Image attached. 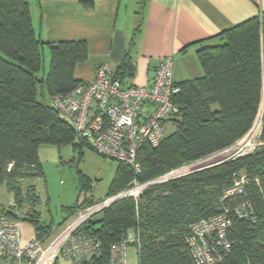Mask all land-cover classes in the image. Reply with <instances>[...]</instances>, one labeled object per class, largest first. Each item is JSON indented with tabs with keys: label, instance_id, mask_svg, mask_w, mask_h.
I'll return each mask as SVG.
<instances>
[{
	"label": "trees",
	"instance_id": "16d2710c",
	"mask_svg": "<svg viewBox=\"0 0 264 264\" xmlns=\"http://www.w3.org/2000/svg\"><path fill=\"white\" fill-rule=\"evenodd\" d=\"M218 36L217 43L199 51L204 75L175 81L181 88L174 96L180 110L168 120L175 131L165 134L157 146L149 142L142 146L140 173L120 162L103 200L129 188L136 176L149 181L173 166L229 147L250 131L261 111L264 139V12ZM47 48L49 70L40 74ZM86 57L83 40L38 38L28 0H0V186L14 191L19 208L25 201L30 204L22 216L15 205L2 213L30 221L38 237L52 230V224L41 219L37 209L41 196L31 183V178L43 174L40 145L92 148L53 99L85 81L77 80L74 70ZM114 72L124 85L133 84L130 54ZM79 177L82 188L91 187L88 178ZM26 180L30 183L24 186ZM239 181L242 192L225 197ZM244 200L253 205L251 218L233 212ZM98 202L91 199L70 206L65 220ZM226 209L232 220L227 230L232 248L217 264H264V143L252 153L150 186L138 201L132 196L120 198L88 218L83 231L101 243L99 264L108 262L111 244L133 228L141 231V264H195L185 239L190 224Z\"/></svg>",
	"mask_w": 264,
	"mask_h": 264
},
{
	"label": "built area",
	"instance_id": "2783aa9c",
	"mask_svg": "<svg viewBox=\"0 0 264 264\" xmlns=\"http://www.w3.org/2000/svg\"><path fill=\"white\" fill-rule=\"evenodd\" d=\"M180 90L173 77V56L169 55L155 67L150 86L124 85L108 65H100L94 78L80 82L69 92L54 94L53 99L63 114L72 120L77 135L87 140L97 153L130 165L138 174L142 170L138 161L139 151L146 142L153 146L161 143L167 121L180 110L174 100ZM255 123L245 136L215 154L185 162L149 181H141L136 176L129 188L80 211L79 216L68 220L54 237L25 240L20 219L0 213V264H56L61 257L70 264H99L103 255L101 243L83 231L88 218L120 198L132 196L138 201L150 186L249 154L254 148L251 149L247 141L257 135V146L263 144L259 139L262 111ZM220 151L223 154L229 152L222 156L217 153ZM239 183L228 190L225 197L242 192L243 187ZM11 205L15 202L11 201ZM233 212L240 218H251L253 205L244 200L234 206ZM231 225L228 209L190 224V232L185 233V239L195 264H217L223 260L232 248L227 235ZM132 246L133 254L138 256V264H141L142 236L139 228L131 229L125 237L111 244L106 264H133L129 252Z\"/></svg>",
	"mask_w": 264,
	"mask_h": 264
},
{
	"label": "crops",
	"instance_id": "0c3cea01",
	"mask_svg": "<svg viewBox=\"0 0 264 264\" xmlns=\"http://www.w3.org/2000/svg\"><path fill=\"white\" fill-rule=\"evenodd\" d=\"M36 35L46 42L83 40L87 57L76 64L77 80L94 78L100 65L113 71L130 54L135 65L131 83L150 86L155 67L173 56L176 82L204 75L201 48L217 43L219 34L264 12V0H28ZM11 191V190H9ZM14 193V191H11ZM20 216L27 209L18 207ZM18 207V208H17ZM21 221L25 240L37 237L30 221ZM29 225V234L25 225ZM25 228V229H24Z\"/></svg>",
	"mask_w": 264,
	"mask_h": 264
},
{
	"label": "rangeland",
	"instance_id": "374dc122",
	"mask_svg": "<svg viewBox=\"0 0 264 264\" xmlns=\"http://www.w3.org/2000/svg\"><path fill=\"white\" fill-rule=\"evenodd\" d=\"M49 62L50 52L47 48L44 54L43 66L40 74H43L46 71L48 72ZM175 129V125L171 121L166 123V135H170L175 131ZM256 138L257 135L254 136L253 140L247 141L251 149L254 148L250 151L251 153L259 147L257 146L259 145V141L258 139L256 140ZM259 139L264 143L262 136H260ZM80 149H74L70 144L62 146L42 144L39 147V159L42 164L43 174L42 176H35L34 178H31V183L37 186L38 192L41 196V202L37 206V209L41 211V219L52 224V230L43 235V238L49 235L54 237L60 232L68 220H73L75 217L79 216V213L82 210H79L77 214L70 216L67 220H65V218L68 217L70 206L82 204L85 200L94 199L98 202L106 198L110 191L114 177L118 172L120 166L119 161L105 157L97 153L89 146H83L82 151H80ZM229 151L224 154L221 153L222 151L217 153L222 154V156H226L225 154ZM215 165L217 164H214V166ZM175 167L177 166H173L169 168V170ZM81 175H84L85 178L89 179L91 182L90 188H82L79 180V176ZM241 181H244L243 177L241 178ZM28 183H30L28 180L23 181L24 186ZM13 197H15V194L9 191L6 185L0 186V205H8V202ZM24 204V209H27L30 206L27 201H25ZM22 221L26 222V220ZM28 226L29 225L27 224L25 225L27 234H29L30 229ZM42 237L37 236V238ZM129 252L130 258L133 260V264H138V256L133 254V246L129 247ZM56 264L70 263L65 262L61 257Z\"/></svg>",
	"mask_w": 264,
	"mask_h": 264
}]
</instances>
